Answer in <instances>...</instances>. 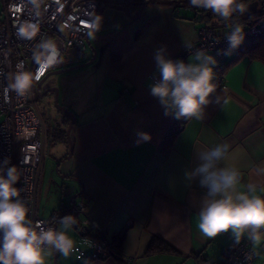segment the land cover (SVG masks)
Here are the masks:
<instances>
[{
	"label": "crops",
	"instance_id": "0c3cea01",
	"mask_svg": "<svg viewBox=\"0 0 264 264\" xmlns=\"http://www.w3.org/2000/svg\"><path fill=\"white\" fill-rule=\"evenodd\" d=\"M150 4L140 14H146ZM126 8L134 17L136 7L130 4ZM163 8L170 14V7ZM110 9L114 8L99 11L100 28L88 37V61L93 49L94 59L81 62L87 64L63 89L61 106L74 114L69 139L66 130L72 120L70 115L63 110H46L42 115L44 154L36 214L47 218L60 207L80 201L91 221L82 235L73 228L68 232L75 246L80 240L83 248L69 257L53 253L46 264L219 263L235 239L230 231L215 238L198 232L196 224L205 190L198 181H187L184 172L198 164V151L227 143L229 163L242 173L241 187L256 183L260 186L257 194L264 195L260 191L264 175L255 172L256 167L264 166V63L247 56L230 63L235 51L222 57L205 51L217 61L210 65L214 80L219 70L228 65L221 74L222 86H216L210 97L213 102L205 107L204 118L166 117L158 100L149 94L152 76L157 75L153 53L162 46H166L168 57L180 53L197 41L198 29L208 25V20L197 25L201 22L178 17L170 33L161 30L163 33L129 34L122 31V25L134 19L120 10L114 9L122 15H106L101 22L103 12ZM155 22L146 23L148 29L159 23ZM220 30L216 27V32ZM95 33L98 36L94 48L90 36ZM105 37H109L106 47L102 45ZM192 53L186 56V62ZM53 118L58 119V126ZM178 121L183 122V127L175 134L171 147L163 151L164 140ZM138 131L150 133L152 140L137 145ZM46 151L50 156L48 167ZM122 231L121 256L107 253L106 257H91L90 240L98 239L102 233L112 241ZM153 238L170 248L151 250ZM241 240L248 241L255 250L251 264H264V237L259 245L252 244L247 236Z\"/></svg>",
	"mask_w": 264,
	"mask_h": 264
},
{
	"label": "clouds",
	"instance_id": "9594fccd",
	"mask_svg": "<svg viewBox=\"0 0 264 264\" xmlns=\"http://www.w3.org/2000/svg\"><path fill=\"white\" fill-rule=\"evenodd\" d=\"M43 2L27 0L36 16L40 15ZM189 3L193 7L210 10L224 21L230 20L234 14L243 15L247 11L243 0H189ZM89 27L90 34L98 31L100 17L94 18ZM38 32V23L25 21L18 27L17 36L32 40ZM226 40L227 48L219 50L217 55L231 56L243 44V27L234 24ZM166 51V46H162L153 53L158 78L149 86V94L158 100L166 117L171 116L176 120L203 119L205 107L213 102L210 97L216 90L210 66L217 63L216 58L204 50H196L186 63L181 59L169 58ZM34 57L39 65L35 73L24 70L23 64H18L16 72L7 77L9 83L4 89L6 98L9 92L19 97L27 96L34 81L40 80L47 70L62 62L61 52L50 38H41ZM215 102L219 103L218 98ZM151 140L148 132L136 133L137 145ZM229 150V144L221 143L198 151V164L184 172L187 181H198L199 187L205 190L196 227L207 238L230 231L237 244L247 236L252 244L259 245L264 237V195L257 194L260 186L256 183L250 182L241 187L242 173L234 163H229ZM255 172L264 175V166L256 167ZM19 180L18 168L11 164L10 157L0 161V264H46L47 257L53 253L69 257L77 251L75 241L68 235L76 223L75 218L71 214L61 217L59 229L45 228L42 222L34 223L29 218V207L21 198V189L15 186ZM260 191L264 192V188Z\"/></svg>",
	"mask_w": 264,
	"mask_h": 264
},
{
	"label": "built area",
	"instance_id": "2783aa9c",
	"mask_svg": "<svg viewBox=\"0 0 264 264\" xmlns=\"http://www.w3.org/2000/svg\"><path fill=\"white\" fill-rule=\"evenodd\" d=\"M144 1L44 0L40 6V15L36 16L31 11V6L27 4V0H2L0 73L3 74L0 75V161L10 157L11 164L17 166L20 180L15 186L21 189V198L29 207V218L34 223L42 222L45 228L58 229L59 220L62 216L60 210L54 211L47 218L39 217L36 214L44 154L41 115L35 101L29 99V93L25 97H19L14 92H9L7 98L5 97L4 89L9 83L7 77L16 72L18 64H23L24 70L32 73L38 70L39 65L34 57V51L41 38L54 40L61 55L64 51L71 49L74 52L76 63L86 61L90 57L87 43L91 31L89 25L101 11L100 6L119 5L126 7L133 3L143 5ZM170 2L184 3L186 0H171ZM175 7H179V4H176ZM185 8L194 12L199 10V8L192 5ZM25 21H32L39 25V32L32 40L21 39L17 36L18 27ZM230 31L231 29L221 37H217L214 29L205 24L198 29L197 41L194 44H191L189 48L185 47L183 51L169 56V58L181 59L186 62V56L196 50H210L216 57H222L223 55H217V52L227 48L226 35ZM262 32H264V19L244 29V42L260 35ZM55 67L47 70L40 80L34 81L32 91ZM156 78H158V74L152 76L153 82ZM214 83L216 86L221 87L222 77H216ZM182 127L183 122H178L175 125L176 130ZM73 212L82 216L81 225L88 227L91 225V221L86 214L85 205L82 202H76ZM108 241L102 233L99 234L98 239L90 240L92 245L91 257L106 256ZM254 257L255 250L248 241L241 240L238 244L233 241L225 249L222 261L216 264H251ZM126 262H129V260L127 259Z\"/></svg>",
	"mask_w": 264,
	"mask_h": 264
},
{
	"label": "rangeland",
	"instance_id": "374dc122",
	"mask_svg": "<svg viewBox=\"0 0 264 264\" xmlns=\"http://www.w3.org/2000/svg\"><path fill=\"white\" fill-rule=\"evenodd\" d=\"M176 4H179V7H175ZM261 4H264V0H261ZM131 5L136 7V11L134 12V15H136V13L138 11V8L140 7L141 4L133 3ZM150 5H152V6H151V8L149 10H147L145 12L146 14H144V15L140 14L136 19H134V21L128 20L124 25H122V26H124L122 28V31H124L125 33H129V34L131 32L133 33V32H136V31H139V32L146 31L145 35L151 34V33L156 32V31H159V32L163 33V31H161V30H164V32L166 31L167 33H170L171 31L174 30V27H175L174 22L179 19L178 17L193 18L194 14H195L193 10L185 8L186 6L191 5L189 3V0H187L184 3L154 2V3H151ZM164 6L165 7H167V6L170 7L169 8L170 12H168L170 14H167L165 11H163V9H164L163 7ZM2 10H3V3H2V0H0V16H2L1 15L2 14ZM175 10L178 13L177 16L174 15V11ZM113 14L116 15V16L117 15H122L119 11L114 10V9H110L109 12H107V10H105L103 12V14L101 15V22L102 23L104 22V18H103L104 16H106V15L114 16ZM203 14H204V20L207 19L205 16H209L212 19V21L215 20L216 16L210 10L203 9ZM118 17H121V16H118ZM112 19H115V18H110V20H112ZM155 19H157L158 20L157 22H159V23L156 24L153 27H150L148 29L149 26L147 24H149L151 22H155L154 21ZM157 22H155V23H157ZM210 22L211 21H208L207 24L210 25ZM155 23H153V25ZM203 23H206V21H203L201 23H197V25H201ZM118 27H120V26H118ZM112 30H114V29H112ZM96 36H98V35H96V33L92 34L90 36V40H91V43L94 46V48H95V46H97L96 45V39H95ZM108 40H109V37L103 38L102 45L106 47L108 45ZM89 53H90V49H89ZM61 61L62 62L59 63L58 65H56V67L49 73V75L43 81L42 86H41L42 89H45V88H48V87H56V88H58V90H59L58 91V105L63 104L62 97H63V89H64V87L66 85H68L69 83H71L73 78L78 76V75H76V73H78V72H80L82 70V67H80V68H75L73 70L62 72V73H59V74L54 73V71H57V70H60V69H64V68L69 67V66L80 64V63H76L74 52L71 49H68V50H66V51H64L62 53ZM81 64H83V63H81ZM36 96H37V94H36ZM64 97H65V94H64ZM49 101L52 102L53 98H45L43 100H40V99H38V96H37L36 105H37L38 110L41 113H43V115L45 114L47 102H49ZM50 105H51L50 106L51 107V111L54 112L53 108H57V106H55V104H54V101L52 102V104L50 103ZM49 162H50V156H48V151H46V166L47 167L49 165ZM80 217H82V216H80ZM76 248H77V251H75V252H78V250H80V248H83V244H82V242H80V240L78 241Z\"/></svg>",
	"mask_w": 264,
	"mask_h": 264
},
{
	"label": "trees",
	"instance_id": "16d2710c",
	"mask_svg": "<svg viewBox=\"0 0 264 264\" xmlns=\"http://www.w3.org/2000/svg\"><path fill=\"white\" fill-rule=\"evenodd\" d=\"M257 1H258L259 6H257V13L254 16H248L246 15V13H244L243 15L234 14L233 17L228 21H224L223 19L217 16L215 17V20L212 21V19L209 16H205L207 18L206 20L212 22V23L210 22L211 23L210 26L214 29L215 35L217 37H221L222 35H224L229 29H231V27L234 24H237V23L240 24L243 27V29H245L248 26L254 25L260 22L262 19H264V4H261V0H257ZM243 2L247 5V3L251 1L243 0ZM195 14L202 15L204 19L203 8H199V10H197ZM216 27L217 29H221V30L216 32ZM235 52H236V56L233 58V60L230 63L238 59L239 56H247L251 59H257V60H260L262 63H264V32H262L260 35L250 38L246 42H243V44ZM227 65L228 64H226L222 69L219 70L218 76H221V74H223L225 67ZM178 122L172 125L173 130L170 129L168 136L165 138L163 146H162L163 151H166L171 147L175 134L178 131L176 129L174 130V126ZM54 133L55 132L53 131V135L55 136L56 134ZM59 210L61 212L62 217L65 215H69V211H67L63 206L60 207ZM123 238H124V232L122 231V234L120 236H117L112 241H108V246L106 247V251L108 252L109 255L114 254L116 256H121L120 252H121V245H122ZM149 247L151 250H154L157 247H159L160 249L170 248L168 244L158 240L157 238L152 239V242Z\"/></svg>",
	"mask_w": 264,
	"mask_h": 264
},
{
	"label": "water",
	"instance_id": "95a60500",
	"mask_svg": "<svg viewBox=\"0 0 264 264\" xmlns=\"http://www.w3.org/2000/svg\"><path fill=\"white\" fill-rule=\"evenodd\" d=\"M171 0H145L144 1V3H143V5L145 6L146 4H148V3H152V2H170ZM143 5H141V6H143ZM257 6H258V1L257 0H254V1H251V2H249V3H247V11L245 12L246 13V15H248V16H254L256 13H257ZM105 7H111V8H114V9H117V10H120V11H122L123 13H125V14H127V15H129V13H128V10H127V8L126 7H123V6H119V5H102V6H100V10H103ZM141 10V7L139 8V11ZM138 11V12H139ZM138 12L136 13V15H134V17L133 16H130L129 15V17L131 18V19H136L138 16H139V14H138ZM174 15H178V13H177V11L175 10L174 11ZM184 18H189V17H184ZM190 19H193V20H195V21H197V22H201L202 20H203V17H202V15H198V17H193V18H190ZM87 43H88V46H90V43H89V39L87 38ZM95 50L93 49V55H92V57H91V59L87 62V63H89V62H91L93 59H94V57H95ZM87 63H83V64H78V65H73V66H69V67H66V68H64V69H60V70H57V71H54V73H57V74H59V73H62V72H66V71H70V70H73V69H75V68H80V67H83V66H85ZM49 75V74H48ZM47 75V76H48ZM46 76V77H47ZM46 77H44L35 87H34V91L36 92V94L39 96V97H42L45 93H47V92H49V91H51V92H53L54 93V103H55V105L58 107V108H60V109H62L63 111H65V112H67L71 117H72V120H71V123H70V125H69V127H68V129H67V131H66V135H67V137H68V139H69V133H70V129H71V127H72V125H73V123H74V114H73V112L71 111V110H68V109H64V107H62L61 105H58V88H56V87H48V88H46L42 93H39L40 91V87H41V84L43 83V81L46 79ZM32 97H33V91H32V89H31V91L29 92V99H31L32 100ZM44 127H43V123L41 124V136H42V140L44 141ZM70 141V140H69ZM71 147H70V152L68 153V156H70V154H71ZM71 204H72V202H71ZM73 215V217L75 218V220H76V223H75V225H73V229L74 230H76L77 232H78V234H80V235H82V234H84L86 231H88V229H89V227L88 226H85V225H81V220L80 219H78V218H76V216H77V213H73L72 214Z\"/></svg>",
	"mask_w": 264,
	"mask_h": 264
},
{
	"label": "flooded vegetation",
	"instance_id": "af4514ba",
	"mask_svg": "<svg viewBox=\"0 0 264 264\" xmlns=\"http://www.w3.org/2000/svg\"><path fill=\"white\" fill-rule=\"evenodd\" d=\"M250 1H254V0H250ZM141 7V10L139 11V8ZM140 7L138 8V14H140L142 11H143V9H144V5L143 6H141L140 5ZM41 86H42V84H41ZM46 89V88H45ZM45 89H42L41 87H40V92L39 93H42ZM38 96V95H37ZM37 96H36V92H34L33 91V97H32V101H35V103H36V99H37ZM45 98H53V101H54V93L53 92H51V91H49V92H47V93H45L42 97H39L38 96V99H40V100H43V99H45ZM52 101V102H53ZM52 102L51 101H49V102H47V106H46V110H49V111H51V105H50V103L52 104ZM55 104V103H54ZM56 106V105H55ZM36 107H37V105H36ZM38 109V108H37ZM54 109V112L55 113H58V112H62V109H60V108H53ZM39 111V110H38ZM40 112V111H39ZM65 114H68L67 112H65V111H63ZM40 115H41V120H42V115H43V113H41L40 112ZM69 115V114H68ZM53 122H54V125L55 126H58L59 124H58V119H55V118H53ZM41 124H42V122H41ZM70 125V124H69ZM69 125H68V127H69ZM68 127H67V129H68ZM72 128V127H71ZM67 131V130H66ZM70 131H71V129H70ZM76 202H78V201H72V204L70 203V204H68V205H65V206H63L67 211H69V214H73V213H76V212H73V208L75 207V204H76ZM80 216H79V214L77 213V216H76V218H78V219H80L81 220V217L79 218Z\"/></svg>",
	"mask_w": 264,
	"mask_h": 264
}]
</instances>
